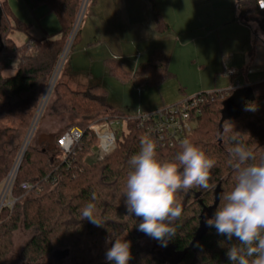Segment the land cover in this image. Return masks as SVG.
Wrapping results in <instances>:
<instances>
[{"label": "trees", "instance_id": "1", "mask_svg": "<svg viewBox=\"0 0 264 264\" xmlns=\"http://www.w3.org/2000/svg\"><path fill=\"white\" fill-rule=\"evenodd\" d=\"M9 1L0 0L3 10L0 27L3 42L0 51V115L26 113L36 108L40 99L39 89L52 76L81 6V0H28L32 10L47 7L48 13L57 17L61 28L38 39L30 37L34 55L23 59L29 42L15 46L12 35L27 32L29 26L15 17L8 6ZM95 1L89 0V7ZM152 10L158 26H161L160 14L155 6ZM237 11L242 24H251L261 17L256 12L254 0H237ZM80 39L81 27L72 49ZM13 62L18 63L14 74L5 75ZM105 65L109 74L121 83L152 87L161 85L171 76L167 59L159 51L131 73L126 72L116 60L106 61ZM54 89L57 97L54 112L72 113L80 121L70 127L81 128L85 135L77 144L74 155L65 160L56 143L70 127L54 137L51 151L28 147L12 187L13 208L0 210V264H66L69 258L71 264H114L106 259V252L115 238L131 242L132 258L128 264H232L226 253L238 241L235 237L228 240L217 234L215 228L206 223L219 206L221 195L232 189L236 178L229 151L233 146L229 139L231 132L223 139L220 132L224 123L230 122L234 131L241 134L240 140L254 153L256 161L264 158V105L248 113L251 107L264 101V94H257L251 87L252 97L243 103L239 114L225 120L226 103L233 97L234 91L215 93L213 100L199 106L198 126L188 139L217 161L209 181L214 187L210 190L194 187L178 193L177 200L183 207V213L176 222L175 236L164 247L138 230L141 218L129 215L124 195L130 171L128 161L140 150L141 139L147 135L156 142L151 124L140 119L128 120L126 132L119 135L117 147L102 159L88 163V155L98 144L97 138L87 130L88 126L104 118L124 116L107 102V91L101 87L77 92L59 83ZM22 142L18 130H0V185L14 167ZM180 148L181 143L174 146L157 144L156 151L159 159L172 160ZM24 183L31 184L33 188L23 190ZM89 202L95 203L96 216L102 226L82 219L81 210ZM21 224L33 235L22 253L15 257L11 256L12 238ZM142 237L148 238L155 249L140 244Z\"/></svg>", "mask_w": 264, "mask_h": 264}, {"label": "rangeland", "instance_id": "2", "mask_svg": "<svg viewBox=\"0 0 264 264\" xmlns=\"http://www.w3.org/2000/svg\"><path fill=\"white\" fill-rule=\"evenodd\" d=\"M84 1L86 0H81L80 12L78 14L80 17L78 20L79 28L90 5L88 0L87 7L83 10L82 5ZM8 6L19 21L29 26L28 31L25 33H13L12 40L15 46L20 47L27 42L31 43L30 37L38 39L43 37L45 33L54 34L61 28L57 17L49 14L45 6L32 10L28 4V0H10ZM263 24L264 18L259 17L251 24L244 25L248 34L253 37V42L251 43L250 41V49H253L256 43L264 44L260 28ZM231 30L234 31V28L230 26L226 29V33ZM77 33V30L73 32L72 29L52 76L40 87V99L36 108L26 113L17 112L14 115H0V130L14 128L19 131L23 140L20 152L31 133L28 147L31 146L39 150L46 149L51 151L54 146V137L65 131L68 127L79 123L80 120L76 119L72 113L56 114L54 112L53 106L57 99L54 88L59 83H67L70 87L66 85L71 90L73 89V91L77 92L86 91L92 87H101L107 91V102L111 107L121 114V116L131 119L151 115L172 106L183 105L186 100L202 93L228 91L234 87V83L222 74V70L225 72V70L230 69L229 61L222 54L225 50H220L218 46L214 48V51L211 50L205 55L207 57V66L203 69L199 68L198 60L196 63L191 62L193 59H197L192 56V50L177 51L174 59L176 60V64L178 62L177 60H180L177 64L180 77H176V74L170 69L169 71L173 73L172 75H175H171L161 85L142 87L140 85H133L132 83H121L111 76L104 67L103 61L117 59L124 64L126 70L133 71L137 64L147 61L148 58H140L138 56L137 49L129 44L130 39H108L97 42V40H94L95 38L88 40L84 36L72 49ZM232 44L231 47L233 49L235 47ZM33 55L34 48H28L24 52L23 59L31 58ZM229 60L231 61V58ZM239 62L242 63L243 61ZM17 65V62L11 63L5 75H13ZM173 66L175 67L176 65L173 63ZM216 69H219V71ZM241 69L238 70L241 71ZM247 70L245 69V72ZM56 71L57 78L53 81V76ZM246 79L248 83L264 82V73L261 75H247ZM239 81L242 86L245 84L246 81L243 75H240ZM236 92L237 96H239L242 89H236L234 94ZM258 93L264 94V83ZM232 110H239L237 100L233 104ZM114 131L119 136L123 131L126 132V128L124 126H116ZM100 155V149L96 146L92 149L86 161L93 163L98 160ZM18 157L19 155L10 174L17 167ZM10 174L0 185V209L4 207L11 209L15 203L11 190H9L10 185L8 180L10 179ZM32 235L33 232L27 231L23 224H21L13 234L11 256H19ZM140 244L148 245L152 250L155 249L153 243L146 237L140 239ZM70 262L71 260L69 258L66 264H71Z\"/></svg>", "mask_w": 264, "mask_h": 264}, {"label": "clouds", "instance_id": "3", "mask_svg": "<svg viewBox=\"0 0 264 264\" xmlns=\"http://www.w3.org/2000/svg\"><path fill=\"white\" fill-rule=\"evenodd\" d=\"M229 132L235 183L221 195L219 206L206 223L217 234L238 241L226 253L232 264H264V158L257 162L254 153L240 140L241 134L226 121L220 138ZM156 148L155 140L149 136L141 139L140 150L128 161L130 171L124 195L129 215L141 218L138 230L166 247L175 236L176 222L183 213L178 193L194 187L213 188L209 181L217 161L187 138L172 160L159 159ZM92 199L95 200L94 193ZM81 217L95 226L103 225L93 202L83 207ZM131 258V242L121 238H115L106 252V259L114 264H128Z\"/></svg>", "mask_w": 264, "mask_h": 264}, {"label": "crops", "instance_id": "4", "mask_svg": "<svg viewBox=\"0 0 264 264\" xmlns=\"http://www.w3.org/2000/svg\"><path fill=\"white\" fill-rule=\"evenodd\" d=\"M154 6L161 16V26L154 18ZM244 25L238 18L237 0H96L82 20L81 39L84 36L88 40L95 38L97 42L130 39L129 44L137 49L138 56L148 58L145 63L154 52H161L167 59L168 70L171 69L178 78L177 64L180 60L176 64L174 59L177 51L192 50V56L197 59L191 62L198 60L199 68L203 69L207 66L205 55L218 46L220 50H225L222 54L229 61V68L238 71V76L229 80L234 84L238 81L241 85L239 77L243 75L246 82L240 89L253 87L260 94L258 91L264 82L248 83L246 78L247 75L264 73V44L255 42V47L250 49L253 37ZM230 26L234 31L226 33ZM231 44L235 48L232 49ZM109 60L103 61L106 70L105 62ZM111 60L121 63L129 73L145 64H137L133 71H128L121 61ZM240 68L242 72L238 70ZM245 69L248 70L245 72ZM222 74L225 75L224 70Z\"/></svg>", "mask_w": 264, "mask_h": 264}, {"label": "built area", "instance_id": "5", "mask_svg": "<svg viewBox=\"0 0 264 264\" xmlns=\"http://www.w3.org/2000/svg\"><path fill=\"white\" fill-rule=\"evenodd\" d=\"M254 4L258 15L264 18V0H254ZM260 28L264 38V24L261 25ZM32 44L33 41L29 43V49H32ZM224 73L229 79H235L238 76V71L234 69H227ZM240 88V83L236 81L234 87L228 91H235ZM215 93L220 92L206 93L204 96L199 94L186 100L183 105L172 106L151 115L142 116L136 119H140L143 123L148 122L151 124V132L155 136L157 144H160L161 146H174L176 143H181L185 138L188 139V137H190L196 130L198 126V118L201 114L199 106L205 101L210 99L213 100ZM263 105L264 101L255 104L249 109L248 113H253L259 110ZM130 119L131 118L128 117L104 118L101 121L94 122L88 126L87 130H89L90 133L97 138V146L101 152L98 159H102L117 147L119 136L114 131V128L116 126L125 127L127 121ZM100 127L102 128L99 129ZM84 135L85 131L81 128L70 127L57 139L56 146L61 151L64 160L69 156L74 155L75 148ZM18 163L19 158L16 165H18ZM15 169L13 170L12 176L8 180L11 194L17 175ZM37 187L38 186L36 185V188ZM32 188L33 186L31 184H22V189L25 191H30Z\"/></svg>", "mask_w": 264, "mask_h": 264}, {"label": "water", "instance_id": "6", "mask_svg": "<svg viewBox=\"0 0 264 264\" xmlns=\"http://www.w3.org/2000/svg\"><path fill=\"white\" fill-rule=\"evenodd\" d=\"M87 4H88V0L84 1L83 5H82V8L83 10L86 9L87 7ZM2 18H3V10H2V7H1V4H0V27H1V21H2ZM79 16L77 18V22L75 23L74 25V28H73V32L75 30L78 31L79 29ZM3 49V42H2V39L0 38V51ZM57 78V71L55 72L54 76H53V81ZM252 97V90L251 88H242V92L239 94V96H237V92L233 95V97L230 99V101H228L226 103V107H225V111H224V119L225 120L226 118H232V117H235L239 114L240 110H241V107L243 105V103L245 101H247L248 99H250ZM234 98V99H233ZM238 101L239 103V110H232L231 111V108L233 107V104L235 103V101ZM31 134H29L28 138H27V142H25L24 146H23V149L22 151L20 152L19 154V163L15 169V172L18 173L19 171V168H20V164L22 162V159L27 151V148H28V145H29V141L31 139ZM13 174V171L12 173L10 174L9 177H11Z\"/></svg>", "mask_w": 264, "mask_h": 264}]
</instances>
